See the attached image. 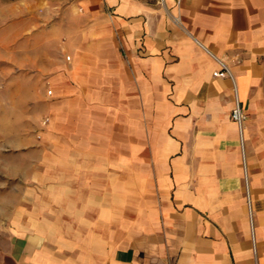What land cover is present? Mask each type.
Instances as JSON below:
<instances>
[{
  "label": "crops",
  "instance_id": "obj_1",
  "mask_svg": "<svg viewBox=\"0 0 264 264\" xmlns=\"http://www.w3.org/2000/svg\"><path fill=\"white\" fill-rule=\"evenodd\" d=\"M40 2L0 0V80L48 119L0 264H264V0Z\"/></svg>",
  "mask_w": 264,
  "mask_h": 264
},
{
  "label": "rangeland",
  "instance_id": "obj_2",
  "mask_svg": "<svg viewBox=\"0 0 264 264\" xmlns=\"http://www.w3.org/2000/svg\"><path fill=\"white\" fill-rule=\"evenodd\" d=\"M46 1L41 0L40 11L46 9ZM54 2L61 10L53 11L61 14L69 4V0ZM100 3L106 9V0H100ZM14 80L17 83L13 86ZM36 84L37 76L29 73L28 69H22L15 75L5 74L0 80V226L11 215L14 204L26 201L30 181H45L41 164L43 154L40 151L44 150L41 126L46 118H36L38 108L30 100L31 89ZM148 172L156 178V171L152 167Z\"/></svg>",
  "mask_w": 264,
  "mask_h": 264
},
{
  "label": "built area",
  "instance_id": "obj_3",
  "mask_svg": "<svg viewBox=\"0 0 264 264\" xmlns=\"http://www.w3.org/2000/svg\"><path fill=\"white\" fill-rule=\"evenodd\" d=\"M68 58H70L68 56ZM219 63L221 64V69H218L214 72L216 76H229L233 79L234 81V96H235V106L232 111V118L237 122L238 127H239V133H240V142H241V147L242 151L245 157V121L248 118V114L246 113L242 101L239 97L238 94V89L234 80V76L230 70V68L227 66L226 63L223 61L219 60ZM49 93H52V90H49ZM48 119H46L47 121ZM45 121V122H46ZM245 187H246V195H247V204H248V209H249V218H250V223L252 226V241H253V249H254V254L257 256L258 251H257V242H256V237H255V230H254V213H253V201L251 197V192H250V184H249V179H248V171H247V162L245 159Z\"/></svg>",
  "mask_w": 264,
  "mask_h": 264
}]
</instances>
